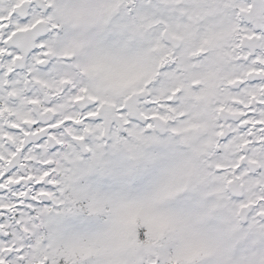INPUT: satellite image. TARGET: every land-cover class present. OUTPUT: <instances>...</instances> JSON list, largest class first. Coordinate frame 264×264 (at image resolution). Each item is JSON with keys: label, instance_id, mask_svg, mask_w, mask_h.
<instances>
[{"label": "snow or ice", "instance_id": "6c2138e0", "mask_svg": "<svg viewBox=\"0 0 264 264\" xmlns=\"http://www.w3.org/2000/svg\"><path fill=\"white\" fill-rule=\"evenodd\" d=\"M0 264H264V0H0Z\"/></svg>", "mask_w": 264, "mask_h": 264}]
</instances>
